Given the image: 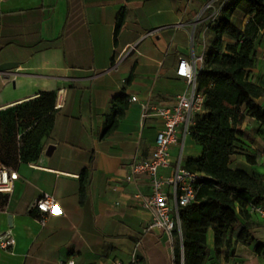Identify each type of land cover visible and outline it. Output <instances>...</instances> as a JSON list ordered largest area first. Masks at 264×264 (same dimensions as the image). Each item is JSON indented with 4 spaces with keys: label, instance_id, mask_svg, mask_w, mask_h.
Returning <instances> with one entry per match:
<instances>
[{
    "label": "crops",
    "instance_id": "obj_1",
    "mask_svg": "<svg viewBox=\"0 0 264 264\" xmlns=\"http://www.w3.org/2000/svg\"><path fill=\"white\" fill-rule=\"evenodd\" d=\"M212 1L0 2V65H17L0 71V166L17 176L11 191L0 193V264H174L173 238L163 230L145 232L151 215L135 196L151 193L148 177L138 176L136 184L126 178L131 162L147 159L154 149L162 128L154 109L174 106L186 88L176 76L179 58L204 60V54L193 57L192 40L207 33L213 11L206 6ZM123 11L125 22L116 34ZM256 49L249 79L264 88L263 37ZM198 62H203L197 60L199 70ZM44 92L56 94L53 128L43 138L38 159L19 163L23 131L13 108ZM121 94L128 98V108L116 130L103 137L113 99ZM257 103L264 107V97ZM260 130L264 125L246 119L244 151L232 157L229 167L264 182ZM198 147L186 157L185 145L183 163L202 154ZM178 155L176 148L175 161ZM174 167L160 174L172 176ZM45 193L55 196L57 206L42 226L31 210ZM245 223L241 217L240 224ZM249 223L251 233L264 243V220L251 215ZM209 230L207 246L212 249L205 264H219ZM242 247L254 251L253 246Z\"/></svg>",
    "mask_w": 264,
    "mask_h": 264
},
{
    "label": "trees",
    "instance_id": "obj_2",
    "mask_svg": "<svg viewBox=\"0 0 264 264\" xmlns=\"http://www.w3.org/2000/svg\"><path fill=\"white\" fill-rule=\"evenodd\" d=\"M121 12L116 34L125 22ZM210 45L197 77L205 95V113L198 115L191 137L202 149L199 157L184 160L186 170L201 174L194 203L182 208V240L175 233L174 264H205L208 256L207 234L214 233V252L221 256L235 243L253 246L264 255V243L251 233L249 206L264 207V182L255 175L233 171L229 164L244 151L242 127L247 118L264 125V107L257 100L264 88L250 81L249 72L257 64V41L264 38V0H229L208 28ZM56 94L44 92L34 100L14 107L19 129L23 131L19 163L36 161L43 149V138L53 128ZM129 105L126 95L113 99L103 137L118 127ZM264 135V130H260ZM247 160L256 161L248 156ZM86 182L82 181L81 197ZM31 215L37 217L36 209ZM246 220L240 224V218ZM239 226L235 241L231 237Z\"/></svg>",
    "mask_w": 264,
    "mask_h": 264
},
{
    "label": "built area",
    "instance_id": "obj_3",
    "mask_svg": "<svg viewBox=\"0 0 264 264\" xmlns=\"http://www.w3.org/2000/svg\"><path fill=\"white\" fill-rule=\"evenodd\" d=\"M5 0H0L3 2ZM229 0H213L206 9H212L210 21L214 22L221 9ZM218 7V12L216 8ZM197 60L203 62V57ZM197 60L191 62L188 58L180 57L176 69V76L186 82V88L176 97L174 106L154 109L155 116L161 119L162 128L157 133L154 149L147 159L136 157L129 166L128 184H136L138 176L146 175L151 186V193L144 195L138 193L135 197L141 208L151 215V223L145 232L163 230L171 239L175 233L182 240L183 228L181 220L182 208L196 200L197 183L204 176L192 173L185 169L183 151L186 142L191 138L192 128L195 126L198 115L205 113V95L199 90L197 77ZM132 102L137 98L133 97ZM61 105L56 104V109ZM148 107L145 106V109ZM148 114H145L147 117ZM179 148L178 159L173 157L174 149ZM264 155V153H263ZM174 167L172 176H162L161 170ZM17 178L16 173L9 167L0 166V193H8L12 189V181ZM57 200L54 195L45 193L34 204L38 212V221L45 226L49 216L54 212ZM251 215H257L264 220V207L249 206ZM137 259L134 258L133 263ZM74 264V262H70ZM116 264H123L117 262Z\"/></svg>",
    "mask_w": 264,
    "mask_h": 264
},
{
    "label": "rangeland",
    "instance_id": "obj_4",
    "mask_svg": "<svg viewBox=\"0 0 264 264\" xmlns=\"http://www.w3.org/2000/svg\"><path fill=\"white\" fill-rule=\"evenodd\" d=\"M217 13L218 7L216 8ZM213 24V22L210 23V26ZM200 32L203 33L205 29V25L200 26ZM210 38L211 33L207 31L204 37H200L199 34L195 36V39L192 40V51H193V57H199L202 54H204V60L203 63L200 64L198 62L199 67L200 65H204L205 62V55L208 52L209 45H210ZM197 150V151H196ZM199 151V147L197 144L194 143L192 139H188L186 142V150L185 155L186 157L191 155L192 153H196ZM264 153V151H263ZM264 156V155H263ZM239 226H236L233 228L231 237L233 239V242L235 241L236 233L238 232ZM212 233L211 230H209V235ZM173 241L175 242V239L173 237ZM211 247V244H210ZM208 248V251H211L212 248ZM215 257L218 259L219 264H264V255L256 256L255 252L252 249H245L242 247V245H238L235 243L233 245V248L229 250V252H225L221 256H217L214 254ZM174 259V256H173Z\"/></svg>",
    "mask_w": 264,
    "mask_h": 264
},
{
    "label": "water",
    "instance_id": "obj_5",
    "mask_svg": "<svg viewBox=\"0 0 264 264\" xmlns=\"http://www.w3.org/2000/svg\"><path fill=\"white\" fill-rule=\"evenodd\" d=\"M17 67L16 63H5L3 65H0V71H11ZM53 146L49 147L48 154L53 150ZM9 225L12 226V217L9 216L8 218Z\"/></svg>",
    "mask_w": 264,
    "mask_h": 264
}]
</instances>
